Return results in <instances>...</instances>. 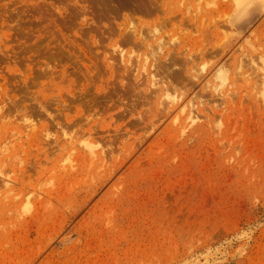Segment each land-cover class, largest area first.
I'll list each match as a JSON object with an SVG mask.
<instances>
[{
  "label": "rangeland",
  "instance_id": "rangeland-1",
  "mask_svg": "<svg viewBox=\"0 0 264 264\" xmlns=\"http://www.w3.org/2000/svg\"><path fill=\"white\" fill-rule=\"evenodd\" d=\"M20 1L0 3V55L9 51V61L18 60V66L0 62V264H264V10L254 6L238 16L226 3L196 16L167 0L159 7V0H143L119 10L95 3L104 9L98 13L89 8L96 0ZM39 2L52 4L47 16L75 41L78 56L64 68L52 60L55 75L42 77L44 85L56 81L41 93L48 100L23 67ZM66 17L72 25L59 24ZM124 18L167 20L170 32L185 37L194 58L206 63L210 85L219 83L218 70L244 73L233 78L235 85L228 80L233 92L219 105L201 101L207 92L201 86L174 84L180 101L191 98L192 108H208L211 119L224 122L218 136L204 118L182 132L174 121L181 109L167 114L153 87L136 85L131 70L121 72L110 60L109 30ZM17 29L25 34L17 36ZM87 41L94 63L87 60L89 82L78 46ZM86 90L80 101L91 108L82 106L83 116L63 110ZM59 95L67 103L53 99ZM65 113L79 119L69 123ZM87 146L98 157L80 153Z\"/></svg>",
  "mask_w": 264,
  "mask_h": 264
},
{
  "label": "bare ground",
  "instance_id": "bare-ground-1",
  "mask_svg": "<svg viewBox=\"0 0 264 264\" xmlns=\"http://www.w3.org/2000/svg\"><path fill=\"white\" fill-rule=\"evenodd\" d=\"M11 2L12 0H0L1 2ZM34 0H25L26 3H29ZM50 1V0H46ZM59 2H67L68 0H56ZM183 1V2H182ZM199 1L197 4L195 2ZM20 2H23L21 0ZM95 3L107 5L111 3L110 6L112 8L116 7L119 9L128 8L131 6H137L139 4H143V0H96L92 2L91 8L94 12L103 13L104 9L99 8ZM159 5L157 7L162 6V2H157ZM167 3L178 10H181V6L183 5V9L186 12L192 9V12L198 16V13L201 11H205L206 14L209 12H215L224 8V5L227 3L230 7L234 8L235 14L238 16L247 14L249 9L252 7H258L261 10H264V0H167ZM253 5V6H252ZM7 6V4H4ZM38 9L34 8V12L37 15H31L34 17L37 25L36 31L33 33L35 40L33 41V45L30 49L26 50L28 52V57L30 59L29 63L23 65L25 73H29L30 75H34V83L32 85L33 88H37V94L43 97L45 100H48L46 96H42L41 93L44 90L53 89L56 85V81L54 78L49 80V83L44 85L42 83V77L49 75L54 76L56 67L60 65L62 68L63 62L68 64L73 59H78V56L75 55V41H73L64 31H61L59 25L56 22L52 21L47 16L46 9L47 6H52V4H48L46 2H39L35 5ZM206 6H210L212 9H207ZM1 7V5H0ZM77 7V6H76ZM156 7V8H157ZM156 8L153 9L156 12ZM59 11H66L63 8H59ZM78 9V8H77ZM44 10V12H42ZM158 11V10H157ZM64 13V12H62ZM60 13V14H62ZM72 15H75L72 12ZM5 14L0 10V25H3L5 20ZM60 17H65L61 16ZM74 19H69L68 17L59 19V24H69L72 25V21ZM99 23L101 21L99 20ZM32 24V22H30ZM51 24L54 25V28L51 27ZM20 23L16 24L19 26ZM167 20H163L157 18L154 22H143L141 20H137L134 18H124L121 23H117V27L112 26L109 31H111V36L114 38L113 44L110 46L115 47L113 48L112 56L110 60L118 61L120 65V71H126L129 69L132 71V77L134 83L138 86L144 88L153 87V92L155 94V102L157 106L165 107V110H168L169 113L173 114L176 109H181V114H177L174 117V121L179 120L180 129L182 132H185L189 129V127L194 126L201 118H204L206 126L213 124L216 131L214 133L218 136L222 132V128L224 126V122L218 120V118L213 119L210 118V114L208 113V108H201V105H195L197 108L194 107L195 101L191 100V98L187 102L180 101L179 96L176 94V85L178 84L183 87L191 86L190 88L194 87L197 88L201 86L200 91L203 92L204 90L207 92H203L201 98H205L201 100L202 102L209 100L211 103H215L219 105L220 102H225L228 100L230 92L233 90L227 89L228 85L227 82L230 79V84L235 85V80L238 74L244 75L242 72H233L231 71L230 74L227 75L223 70H218L216 73V77L219 79L218 84L210 85V81L207 77L203 76V72L206 70V63L201 64L194 58V53L192 49L187 48L186 39H179L180 34L174 33L172 34L170 30L167 28ZM101 26V25H99ZM98 26V27H99ZM22 27V26H21ZM19 28V27H17ZM18 30V29H17ZM92 31L87 32V37L90 35ZM19 35L25 34V29H19ZM7 36V35H6ZM34 43H37L34 45ZM91 43L87 41L86 46H82L78 44L79 50L83 53L84 59L81 62L82 66L84 67L87 77H84L87 82L89 80H93V77L90 75L91 65L87 63V60L94 64L89 56V52L87 50L88 46ZM98 44V41H97ZM21 48L26 49L28 45H20ZM55 50V51H54ZM11 58L10 52H6V56L1 58L0 55V62L1 60L5 63V66L13 65L18 66L17 57L14 58L12 62L9 61L8 58ZM56 59L58 65L54 64L52 60ZM50 61V62H47ZM74 62V61H73ZM102 62L106 69L108 70L109 77H114V67L112 64L108 62V59L105 56H102ZM51 63L53 66H51ZM70 66H73L71 63ZM93 69H96L94 67ZM118 69V68H117ZM116 69V70H117ZM133 70L136 75L133 74ZM228 72V71H227ZM65 69H63L62 77L64 78ZM28 75L25 74V78ZM60 76V78H62ZM142 77L143 82L139 83V79ZM261 77V76H259ZM207 78V79H206ZM258 78V77H257ZM256 78L255 85L259 88V80ZM26 84V82H25ZM261 87L264 89V79L261 80ZM172 85H174L172 87ZM96 90L101 88V85L95 84ZM196 90V89H195ZM87 90L83 92V94L78 95L76 97L75 94L72 96V101H78V103H73L67 106L61 105L63 110L70 112L76 109L77 116H83L84 112L82 106L91 108V105L88 101H80V97L87 94ZM91 100L96 102L95 98L90 96ZM57 102L67 103V98L63 95H59L56 98H53ZM70 101V100H69ZM208 105V104H206ZM190 106V108H189ZM186 107L188 110L185 111ZM206 110V112L204 111ZM58 113H60L59 108L57 107ZM154 110V112H156ZM159 111V110H158ZM160 112V111H159ZM171 112V113H170ZM64 117L68 119L69 123H73L75 120L79 118L77 116L69 117L67 113L63 114ZM202 115V117H200ZM213 127H211L212 129ZM42 130H45L44 128ZM36 132L28 134L30 138L36 139ZM49 136V134H47ZM60 137L62 139L69 141L68 135L66 133H62ZM60 138L57 137L55 142H57ZM62 142V140H60ZM66 147V145H64ZM80 152V151H79ZM80 153H83L85 156L88 154L91 158L95 156L98 157V152L95 151L92 147L87 146V149L81 150ZM68 160V157L65 161ZM66 168V167H64ZM5 185L9 182L3 179Z\"/></svg>",
  "mask_w": 264,
  "mask_h": 264
}]
</instances>
